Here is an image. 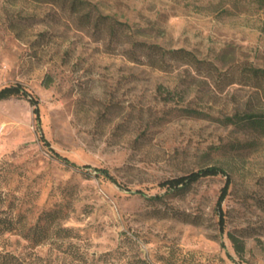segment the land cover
<instances>
[{"label": "rangeland", "instance_id": "obj_1", "mask_svg": "<svg viewBox=\"0 0 264 264\" xmlns=\"http://www.w3.org/2000/svg\"><path fill=\"white\" fill-rule=\"evenodd\" d=\"M91 1L130 27L112 34L59 5L0 0V88L39 98V114L23 96L0 100V211L48 235L10 234L6 249L35 264H264V129L226 120L264 112L246 69L264 68V0ZM135 39L204 62L161 69L140 48L132 58ZM207 165L231 176L224 231L225 175L160 185Z\"/></svg>", "mask_w": 264, "mask_h": 264}, {"label": "trees", "instance_id": "obj_2", "mask_svg": "<svg viewBox=\"0 0 264 264\" xmlns=\"http://www.w3.org/2000/svg\"><path fill=\"white\" fill-rule=\"evenodd\" d=\"M38 2L50 3L54 5H59L69 13L75 15L78 20L82 23V25H95V26H104L109 29L112 34H115L117 29H124L126 27H130V24L126 21H121L117 19L114 15L105 14L101 12L98 5L91 0H34ZM261 1V0H260ZM140 48L145 51L148 55V62L150 65L155 67L165 69L168 64V58H176L181 59L185 63H203L204 60L197 57V55L186 48H176V49H166L162 45L158 43H149L146 41L133 40L131 43V49L133 52L132 58H136V49ZM249 74L258 79V86L261 87L264 91V68L247 65L246 67ZM48 84V83H46ZM173 93L168 94V98L172 97ZM13 95H20L27 98L34 106L35 111L39 114V98L31 93L25 86L20 83L10 84L3 86L0 88V100L9 98ZM226 120L237 123V122H247L253 124L257 127H261L264 129V112H247V113H237L235 116L227 117ZM42 139L45 144L50 147L52 153L62 160L63 162L74 166L80 167L76 162L72 161L68 157L61 155L57 151H55L51 145L49 140L42 133ZM87 167V166H85ZM100 172L103 173L106 177L111 179L112 181H117L116 178L110 173L107 169H100ZM223 174L226 176V182L222 190V194L220 195L217 202V211L219 213V223L221 230L225 229V212L222 207V202L226 198L229 187L231 184V176L228 174L225 168L218 165H207L201 167L197 170H193L184 175H180L171 179L164 180L160 182L161 186H171L172 188H184L188 187L190 184L204 178L207 176H213ZM141 192V191H138ZM154 199H158L160 197L154 196ZM21 218H15L12 214L9 213H1L0 211V264H35L33 261H29L26 257H21L20 255L7 250L5 241L8 240L10 234H21L26 238H31L32 230H35L33 237L35 244H39L46 240L48 237L43 227L38 223L35 226H31L27 231H24L19 226ZM41 226V227H39ZM229 237L233 241V244L236 248L238 254L242 255L245 250V242L240 239L235 233L229 232ZM231 256V255H230ZM232 258V257H231Z\"/></svg>", "mask_w": 264, "mask_h": 264}]
</instances>
